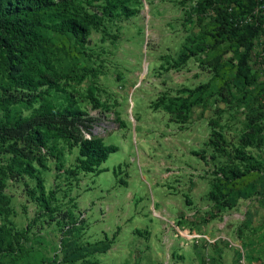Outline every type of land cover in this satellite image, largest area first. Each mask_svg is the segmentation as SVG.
<instances>
[{"label": "rangeland", "instance_id": "1", "mask_svg": "<svg viewBox=\"0 0 264 264\" xmlns=\"http://www.w3.org/2000/svg\"><path fill=\"white\" fill-rule=\"evenodd\" d=\"M182 1L134 2L137 17L107 22L116 39L91 33L88 65L97 75L72 90L83 102L89 132L117 151L100 166L102 172L75 180L57 172L52 159L43 158L47 170L35 164L47 197L54 192L52 215L30 195L33 180H3L0 221L7 217L13 232L22 233V252L4 255L0 264H67V256L89 248L87 243L105 241L112 242L106 252L68 264H264V92L256 94L264 89V72L254 66L257 83L241 89L232 72L209 62L219 49L170 68L187 37L199 33L194 14L187 22L182 11H192L197 0ZM231 57L226 53L222 61ZM206 83L203 103L191 108L185 124L154 107L163 96H185L183 91ZM252 118L262 128L255 136L261 142L244 153L258 168L229 183L214 171L239 163L233 147ZM212 121L229 143L226 156L206 145ZM75 155L66 154V168ZM5 162L0 154V166ZM216 186L230 208L209 197ZM244 190L247 198L241 197ZM243 249L246 258L240 259Z\"/></svg>", "mask_w": 264, "mask_h": 264}, {"label": "trees", "instance_id": "2", "mask_svg": "<svg viewBox=\"0 0 264 264\" xmlns=\"http://www.w3.org/2000/svg\"><path fill=\"white\" fill-rule=\"evenodd\" d=\"M144 1L150 6L155 0ZM134 2L142 5L141 0H0V154L6 157V165L0 166V189L5 187L3 180L29 178L34 181L30 195H34V200L52 215L54 210L49 202L54 199V192L47 197L41 171L35 164L47 170L43 158L52 159L57 172L74 180L80 174L102 172L100 166L117 148L106 146L102 138L89 132L84 123L83 102L72 90V85L79 86L87 77L96 78L97 70L88 65L87 44L91 33L116 39L107 22L137 17L140 10ZM186 2L189 0H183L181 4ZM257 5L264 6V0H197L192 11L182 9L187 22L194 14L199 33L187 37L177 62L169 65L170 68L219 49V54L209 61L214 63V68L224 67L227 72H232L231 80L241 89L254 86L258 81L253 60L257 48L255 41L264 37V15H258L246 24H240L238 20L251 15ZM226 53L232 57L222 61ZM209 62L206 61L211 64ZM223 82L227 84V81ZM209 88L210 83H206L183 91L185 96H163L154 107L162 106L166 113L174 116L172 121L185 124L191 108L203 103V95ZM263 92L264 89L259 87L256 94L259 96ZM89 96L95 107L100 106L90 93ZM209 126L212 133L206 145L226 156L227 139L215 131L216 121ZM261 130L255 118L247 119L244 133L233 147V158L239 163L221 164L214 174L230 183L247 175L251 169H257L252 163L253 157L244 150L261 142L255 137ZM73 151L76 152L74 163L66 168L65 156ZM217 181L221 182L220 179ZM219 189L216 186V190L209 192V197L218 205L230 208ZM248 194L244 190L241 197L247 198ZM12 226L7 217L0 221V258L22 252V233H14ZM28 230L30 227L25 232ZM137 234L142 236L139 231ZM111 244V241L87 243L89 248L68 255L65 261L73 263L90 252L104 253ZM248 247L247 243L245 250ZM245 250L239 254L240 259L246 258Z\"/></svg>", "mask_w": 264, "mask_h": 264}, {"label": "built area", "instance_id": "3", "mask_svg": "<svg viewBox=\"0 0 264 264\" xmlns=\"http://www.w3.org/2000/svg\"><path fill=\"white\" fill-rule=\"evenodd\" d=\"M258 15H264V6L262 5H257L251 12V15L241 18L238 20V23L243 24V23H250L255 20V17H258ZM262 27L264 29V23L262 24ZM256 54L254 55L253 60L256 63V67L264 71V37L262 36L258 41H257V46H256Z\"/></svg>", "mask_w": 264, "mask_h": 264}]
</instances>
